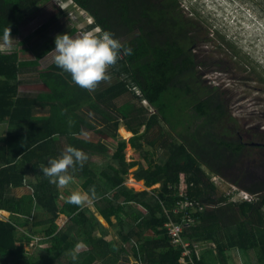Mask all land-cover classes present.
<instances>
[{
	"label": "trees",
	"instance_id": "16d2710c",
	"mask_svg": "<svg viewBox=\"0 0 264 264\" xmlns=\"http://www.w3.org/2000/svg\"><path fill=\"white\" fill-rule=\"evenodd\" d=\"M50 1L0 0V209L4 210L0 264H119L122 260L128 264L130 257V264H183L182 248L172 243L165 228L170 219L181 220L173 211L180 188L190 200L214 206L188 209L199 220L185 233L192 245L214 242L218 252L234 246L258 248L264 257V179L251 186L240 183L254 198L238 201L230 200L231 195L211 180L215 175L224 177L225 167L243 164L238 157L246 143L230 131L237 121L226 110L218 88L202 82L189 45L195 36L179 1L71 0L93 18L85 30H109L132 49L131 54L121 50L107 70L120 80L98 90L96 85L91 90L78 86L54 62L40 66V60L55 47L54 39L37 50L34 59H19L20 51L36 49L30 42L46 34L50 21L63 16L60 4ZM33 24L24 35L23 29ZM77 30L74 27L68 33ZM219 37L228 44L225 37ZM13 39L20 44L12 43ZM34 66L39 82L20 83V74ZM132 97L147 101L154 110H137L130 103ZM108 110L116 111L117 117ZM98 112L114 136L120 123L133 136L118 140L113 150L100 139L86 138L83 128L107 136L87 118ZM61 139L66 147L72 145L90 155L68 172L81 181L94 209L115 234L83 201L67 203L62 187L42 173L47 159L64 151L59 147ZM127 143L137 151L149 146L145 161L127 162ZM130 176L152 188L128 187ZM156 184L159 187L153 188ZM21 188L24 194L19 193ZM62 213L69 219L59 228L56 219ZM77 244L84 248H76ZM74 250L76 260L72 259ZM191 257L195 264H203L193 250Z\"/></svg>",
	"mask_w": 264,
	"mask_h": 264
},
{
	"label": "rangeland",
	"instance_id": "374dc122",
	"mask_svg": "<svg viewBox=\"0 0 264 264\" xmlns=\"http://www.w3.org/2000/svg\"><path fill=\"white\" fill-rule=\"evenodd\" d=\"M155 1L159 3L160 0ZM178 1L182 16L191 23L188 26V29H190L192 36H195L194 41L198 44L195 54L197 56L196 63L199 64L198 73L200 75L202 73V82L218 88V91L226 104V110L229 113L230 110H233V116L237 121L236 125H233V129H230V131L235 133V138L240 135L243 141L245 140V142H248L246 143V147L241 156L238 157L243 164L225 167L223 173L225 175L224 177L227 176V178L215 175L212 176L211 180L216 186L223 189L227 195L232 196V198L230 196V200H239L240 197L238 198L234 195L238 191H243L246 195L248 194L249 196L254 197L248 191L243 190L241 185H256L264 179V145L258 144L256 138L253 140L248 138V134H246L248 129H246L245 121V117H249L252 120L249 122L250 125L258 124L260 122H263L262 124L264 125V116H258L257 114H255V116L249 115L248 112L253 109L247 107V105L253 101V103H257L256 107H259L264 113V82L259 79V77L264 79V0ZM52 3L60 4V7L64 12L63 16L61 18H55L53 21L49 22L46 34L39 36L40 38L38 39L34 38L31 40L30 43L36 49L31 51H20V60L34 59L37 50H41L48 45L58 33L68 32L74 27H78V30L73 33L72 36H79L85 32L90 35L99 34L100 28L85 30L92 24L93 18L89 13L81 10L80 7L71 0H51L50 4ZM39 21L40 20H35V23H38ZM34 24L30 27H25L23 29V34H27L29 29L34 27ZM27 25H29V23ZM219 36L225 37V40L230 46L223 42ZM204 37L208 40L204 41ZM19 41L20 40L18 39H13L11 42H16L17 45H19ZM17 47L20 48L21 46ZM54 55L55 53L52 51L42 58L40 60V66L45 68L54 62ZM36 70H38V68L36 69L35 66L25 69L24 71L28 72L20 74V83L33 84L39 82V75ZM118 80H120V77L117 74L110 73V79L107 81L101 80L96 83V87H98L97 90L115 84ZM21 88L22 86L20 89ZM136 94L139 96L141 95L139 90L136 91ZM244 95H247L248 100H245V98L243 99ZM235 99L236 108L233 109L231 108V105H233ZM133 102L137 110H140L142 107H147L150 111L154 110L145 100L140 101L138 98L133 100L132 97L130 103L133 105ZM108 111L113 117H117L118 113L116 111ZM102 114L103 113L98 112L97 116H87V118L97 129H101L105 133V136L106 134L107 136L104 138L97 135L91 129L83 128L86 138L91 140L100 139V141L106 143L113 150L115 149L118 140L128 141L129 138L133 136V133L127 130L124 123H120L117 135L114 136L110 131L105 129V116ZM254 131V129H249V133ZM254 133H257V130ZM59 147L61 150H65L66 143L64 140H59ZM148 150L150 151L151 148L145 146L141 151H137L131 146V144L127 143L125 148L126 161L131 162L137 160L138 162H143L145 161L144 153ZM86 154L88 155V153ZM153 156L154 160L158 161L156 158L159 156V153L155 151ZM89 157L90 155L87 157L86 161H88ZM96 157L98 158L99 156ZM98 159H102V157L100 156ZM136 168L137 166L131 168L130 172H133ZM243 173H245L242 177L243 180L242 178L239 180V176ZM231 178L238 180V183L231 181ZM80 183L81 181L78 178L72 177L67 184L62 185V198L64 199L73 191L85 193ZM126 185L136 191L149 190L152 188H147L143 180H137L132 176L127 179ZM158 187L159 184L153 186V188ZM88 201L89 202H86L85 205L90 206L93 210L94 207L89 196ZM199 205H202L205 210L214 207L203 201H200ZM0 212H2V209H0ZM95 212L101 223L115 234V230L112 229L110 224L96 210ZM0 217H4V215ZM68 219L69 215L62 213L56 219V224L61 228L65 225ZM112 221H116L114 217H112ZM197 224H199V222L193 226H196ZM188 229L189 227L186 228L184 232L186 233ZM81 248H84L83 245H79L78 249ZM131 262H133L132 257H130V263ZM119 264L127 263L122 260Z\"/></svg>",
	"mask_w": 264,
	"mask_h": 264
},
{
	"label": "clouds",
	"instance_id": "9594fccd",
	"mask_svg": "<svg viewBox=\"0 0 264 264\" xmlns=\"http://www.w3.org/2000/svg\"><path fill=\"white\" fill-rule=\"evenodd\" d=\"M53 57L55 65L70 74L71 80L78 86L91 90L96 83L110 79L107 71L110 65L116 63L119 56L131 54V47L122 45L119 38L109 30H103L98 35L85 32L72 36L68 32L58 33L54 38ZM122 50V53H121ZM87 160V154L81 149L68 145L59 157L47 159L41 168L42 173L49 178L50 183L58 186L67 184L71 179L68 168ZM94 196V188H90ZM88 198L84 192L73 191L66 197V202L80 205ZM79 248L77 244L75 246ZM75 250L72 259L76 260Z\"/></svg>",
	"mask_w": 264,
	"mask_h": 264
},
{
	"label": "built area",
	"instance_id": "2783aa9c",
	"mask_svg": "<svg viewBox=\"0 0 264 264\" xmlns=\"http://www.w3.org/2000/svg\"><path fill=\"white\" fill-rule=\"evenodd\" d=\"M234 195H236L238 198L240 197L239 200H251L254 198L252 196H249L248 194L246 195V193H244L243 191H238ZM233 201L238 200L236 199ZM177 205L178 207H175L174 213L180 215V222H175L170 219L165 224V228L172 243L182 248V257L180 258V262L183 264H194V260L191 257V251H194L196 259L199 260L201 252L205 249H209L213 244L206 242L195 243L192 245L191 241L185 238L184 230L188 227H192L193 225L199 222L198 218L194 214L188 212V209H196L197 206H199L200 209H203L204 207L202 205H199V202L190 200L189 197L186 195L185 190L183 189H179V200L177 201ZM2 215H4V210L0 212V216ZM186 258H188V260H186Z\"/></svg>",
	"mask_w": 264,
	"mask_h": 264
},
{
	"label": "crops",
	"instance_id": "0c3cea01",
	"mask_svg": "<svg viewBox=\"0 0 264 264\" xmlns=\"http://www.w3.org/2000/svg\"><path fill=\"white\" fill-rule=\"evenodd\" d=\"M25 191L26 190L24 188H21L19 190V193L24 194ZM83 202L84 205L86 204V202H89L88 198ZM225 230L228 234H232L228 231V229L225 228ZM225 235L224 237L226 240L227 237ZM208 243H212L213 245L209 249H205L201 252L199 260H201L203 264H264V257L260 254L258 248L243 250L239 247L234 246L227 247L224 251L218 252L217 245L214 242Z\"/></svg>",
	"mask_w": 264,
	"mask_h": 264
},
{
	"label": "flooded vegetation",
	"instance_id": "af4514ba",
	"mask_svg": "<svg viewBox=\"0 0 264 264\" xmlns=\"http://www.w3.org/2000/svg\"><path fill=\"white\" fill-rule=\"evenodd\" d=\"M153 1L156 2L155 0H153ZM162 1L163 0H160L159 3H162ZM156 3H158V2H156ZM156 11H158V10H155V12ZM164 13H166V11ZM152 17L153 16L150 17V20L152 21V23H155L156 22V19H153L154 17L153 18ZM158 20H160L161 22L167 21L165 19L164 20L163 19H158ZM190 33H191V31H190ZM189 45H190L191 49H193V52L196 53V48L198 47V44L195 41H193ZM195 57H196L195 58V61H196L197 56L195 55ZM201 75H202V73H201ZM244 98H245V100H248L247 95H244L243 96V99ZM235 101H236V99L233 101V105H231V108H233V109L236 108V106H235L236 105V102ZM256 106H257V103H253V101L250 102L247 105V107H250V109H253V110H250L248 112V114L249 115H254V116H255V114H257L258 116H264L263 110L259 109V107H256ZM244 108H246V107H244ZM230 114H231L232 117H234L233 116V110H230ZM245 118H246L245 119V121H246V129H248L246 131V134H248V138H250V140H253V139L256 138L258 144L264 145V137H263V134H264V125L262 124L263 122H260L258 124H252V125H250L249 122L252 121L251 118H249V117H245ZM249 129H254L255 131L257 130V133H254L255 131L249 133ZM245 143H248V142H245Z\"/></svg>",
	"mask_w": 264,
	"mask_h": 264
},
{
	"label": "bare ground",
	"instance_id": "6f19581e",
	"mask_svg": "<svg viewBox=\"0 0 264 264\" xmlns=\"http://www.w3.org/2000/svg\"><path fill=\"white\" fill-rule=\"evenodd\" d=\"M139 182H141V181H139Z\"/></svg>",
	"mask_w": 264,
	"mask_h": 264
}]
</instances>
